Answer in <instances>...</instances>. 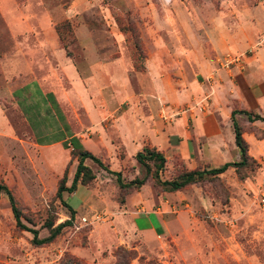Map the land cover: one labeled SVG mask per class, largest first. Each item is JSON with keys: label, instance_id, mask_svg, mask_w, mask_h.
Instances as JSON below:
<instances>
[{"label": "rangeland", "instance_id": "obj_1", "mask_svg": "<svg viewBox=\"0 0 264 264\" xmlns=\"http://www.w3.org/2000/svg\"><path fill=\"white\" fill-rule=\"evenodd\" d=\"M117 20L132 27L139 38L143 57L136 60L142 65L138 69L132 66L130 35L119 31ZM63 21L69 29L61 31V40L54 26ZM261 40L264 0H0V182L32 219L38 236L47 234L40 225L49 211L55 223L68 217L55 189L63 172L65 185L70 184L77 149L34 145L9 93L32 74L38 77L56 67L48 80L63 95L84 102L102 97L117 113L128 110L143 122L174 124L179 116L207 109L210 92H199L220 78V70L231 77L235 66L241 68L245 59H253ZM40 42H54L55 50ZM86 42L93 43L91 50L84 48ZM55 51L69 56L86 79L72 85L58 70ZM88 51L98 57V65L86 56ZM185 88L192 91L188 98L181 95ZM83 89L87 96H79ZM64 109L70 122L80 127L81 105ZM247 124L241 126L244 131L264 132V123L259 128ZM9 126L13 133L6 132ZM257 145L252 147L264 149ZM232 146L238 156L233 141ZM217 162L202 160L192 168L216 167ZM84 164L94 178L62 192L74 215L71 225L50 243L31 245V234L14 227L9 203L0 195V264H65L67 256L78 264H264L263 161L243 179L229 167L212 179L173 192L155 188L148 177L144 188L124 195L125 199L139 191L147 199L134 202L128 211L118 202L114 176L90 159ZM192 168L172 154L165 157L159 175L170 179ZM119 172L130 180L142 177L144 169L131 158ZM142 217L153 229L144 231L149 226ZM118 248L135 255L115 257Z\"/></svg>", "mask_w": 264, "mask_h": 264}, {"label": "crops", "instance_id": "obj_2", "mask_svg": "<svg viewBox=\"0 0 264 264\" xmlns=\"http://www.w3.org/2000/svg\"><path fill=\"white\" fill-rule=\"evenodd\" d=\"M39 44L42 47L55 50V46H52L54 42L53 44L52 42H45V44L40 42ZM259 44L260 47H256V56L254 55L250 60L245 59L243 64L241 63V68L235 66L231 77L225 70H220L217 72L220 74V78L218 75V78L212 80L211 84L203 87V92L199 93L210 92L211 95L207 109L179 116L174 124L155 125L147 123V121L143 122L139 119V115L135 116L128 110L117 113L116 107L105 106L102 97L84 102L85 99L81 97L75 100L63 95L54 82L48 80L49 73L57 72L56 67L55 70L53 68L52 71L38 77L32 74V79L15 87L9 93L24 126L33 137L34 145L50 149V147L65 144L70 147L74 146L76 149L86 150L101 161V168L105 171H120L122 164L133 159L132 156L140 151L144 142L147 141L161 151L164 158L174 154L189 168L202 160L209 161L210 164L211 161H218L217 166H219L225 162L239 160V152L236 156L235 148L232 146L233 130L230 112L234 105H236V109L252 111L264 118V40L259 41ZM92 46V42L84 44V48L88 50H91ZM54 53L58 59V70L67 77L72 85L79 84L81 78L86 79V77H81L69 56H64L61 51ZM90 54L88 51L86 56ZM89 57L95 59L94 62L98 65L97 56ZM213 66L214 61L211 60V67ZM8 71L6 70L7 74ZM32 83L35 85L33 90L29 88ZM190 84L195 86L193 83ZM184 92L185 94L181 95L186 98L192 95L189 88H185ZM82 95L87 96L84 94V89L79 96ZM76 104H80L82 107L84 122L80 127L70 122L64 109L65 105L73 109ZM242 115L240 113L234 115L236 123L240 126L249 123L258 127L257 125H261L259 123H264L262 120L248 121L247 117ZM105 119L110 121L106 127L104 126ZM5 130L9 134L14 132L11 126L6 127ZM90 133L93 135L89 136ZM241 136L247 143L248 155L258 167V162H264V149L252 146L255 144L264 146V137H257L248 131H243ZM229 153L231 156L226 157ZM47 157L52 158V154L49 153ZM111 163H115V166H111ZM114 185L116 186L115 179ZM145 185L140 186L144 188ZM134 192L125 197L122 204L123 210H130L136 201L147 200L145 195H142L143 192ZM136 194L137 196H135ZM143 219L142 223L149 226L144 231L153 229L150 227L151 222L147 217Z\"/></svg>", "mask_w": 264, "mask_h": 264}, {"label": "trees", "instance_id": "obj_3", "mask_svg": "<svg viewBox=\"0 0 264 264\" xmlns=\"http://www.w3.org/2000/svg\"><path fill=\"white\" fill-rule=\"evenodd\" d=\"M117 25L121 33L130 35L131 39L129 40V46L131 47L135 60L132 63L133 68L138 69L142 67V65H139L136 62V60L142 59L143 55L140 49L139 38H137L134 29L130 26H125L121 24L120 21L118 20H117ZM54 28L55 31L57 32L59 39L62 40L61 31L62 30L66 31V29H69V24L68 22L63 21L62 23L55 25ZM237 113L244 114L247 117L248 121H253V120L264 121V118L256 113L244 109L233 108L231 110L230 119L233 130V141L239 152L238 161L225 162L219 166L211 167L207 169H198V168L183 169L180 170L170 179H161L159 173L164 167L165 158L162 152L157 150L154 146L144 144L141 150L136 152L133 156L134 160L138 163V165L144 169V174L142 177L140 178L134 177L133 179L126 180L121 176L119 171L115 172V171L107 170L108 173L114 176L115 184L117 186L118 202L122 204L124 201V195L129 193L132 189H136L140 187V185H142L143 182L148 177L150 178L152 185L155 188H158L161 191H166V192L177 191L188 185L201 183L207 179H212L216 177L218 174L224 172L228 167L234 168V171L239 179H243L244 177H246L245 172L253 171L254 168L257 167V164L247 153V143L241 136V133L244 131V128L238 125L234 118V115ZM254 132L257 137H264V132H256V131ZM73 156L76 158V165L74 172L72 174L70 184L68 186L65 185L66 175L63 172V174L57 181L56 189H55V197L59 201H61V203L66 207L68 211V215H67L68 217L60 222L55 223V216L52 214V212L49 211L40 225L41 227L45 228L47 231V234L45 236H41V237L38 236V229L32 227L33 226L32 219L29 216L25 215L20 210L15 200V197L11 193L10 189L4 183L0 182V195L3 194L9 203L10 211L14 219V227L17 230L28 231L31 234V237L29 238V243L31 245L41 246L50 243L58 235L61 234L62 230L65 227L71 225L72 218L74 215V210L62 200V192L63 191L71 192L75 189L77 183L86 184L87 182H89L94 178V174L91 171V169L84 164L83 162L84 159L88 158L93 162H95L100 167H102L101 161L86 150L77 149L75 152H73ZM24 221L30 224V226L24 223ZM113 255L115 257L124 256L130 258V257H134L135 253L133 250L118 248L113 252ZM63 259L65 264L67 262H69L70 264H78V262L70 256H67Z\"/></svg>", "mask_w": 264, "mask_h": 264}, {"label": "built area", "instance_id": "obj_4", "mask_svg": "<svg viewBox=\"0 0 264 264\" xmlns=\"http://www.w3.org/2000/svg\"><path fill=\"white\" fill-rule=\"evenodd\" d=\"M99 216L95 215L94 218L97 219ZM82 220H85V218L83 217Z\"/></svg>", "mask_w": 264, "mask_h": 264}]
</instances>
